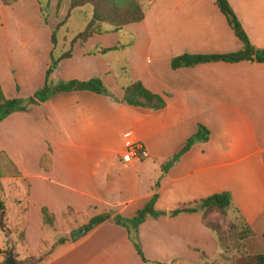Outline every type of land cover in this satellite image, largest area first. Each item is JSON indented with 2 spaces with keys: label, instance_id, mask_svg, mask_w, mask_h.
Wrapping results in <instances>:
<instances>
[{
  "label": "crops",
  "instance_id": "0c3cea01",
  "mask_svg": "<svg viewBox=\"0 0 264 264\" xmlns=\"http://www.w3.org/2000/svg\"><path fill=\"white\" fill-rule=\"evenodd\" d=\"M228 1L251 44L264 48V0ZM140 4L141 20L93 33L83 45L74 42L71 55L58 60L49 76L53 82L99 77L111 95L58 91L0 120V154L12 166L0 180L25 183L23 211L41 230L42 207L54 223L79 213L131 216L156 194L153 207L160 214L137 230L148 264L218 258L217 240L200 213L173 210L227 190L232 196L227 219L239 218L255 232L244 240L250 253L264 252V62L212 60L173 68L171 58L182 52H233L241 41L214 0ZM51 15L41 17L38 0L0 3L4 96L23 100L44 85L55 48L51 31L62 19L52 21ZM28 18L36 32L19 33ZM103 47L115 48L100 52ZM132 80L161 94L165 107L146 111L123 103V86ZM198 124L209 129L208 138L192 143L163 170ZM133 142L144 154L122 160ZM148 221L155 226L144 237ZM71 238L45 244L40 253L51 251L39 264H144L126 229L110 219ZM4 243L0 236V262ZM29 251L23 256L35 255Z\"/></svg>",
  "mask_w": 264,
  "mask_h": 264
},
{
  "label": "trees",
  "instance_id": "16d2710c",
  "mask_svg": "<svg viewBox=\"0 0 264 264\" xmlns=\"http://www.w3.org/2000/svg\"><path fill=\"white\" fill-rule=\"evenodd\" d=\"M15 1L16 0H0V3L10 5ZM61 1L62 0H57L56 6H59ZM139 1L140 0H68L69 3L66 16L69 14L70 10L76 7L89 5L90 15L85 26L81 31L70 38L69 47L67 49L56 58L53 56L51 57V64L46 70L44 85L32 96L23 100L15 97L8 98L4 96L0 87V120L11 111L25 109L27 103H36L39 100H44L58 91L89 89L111 95V91L99 77H91L86 80L70 79L67 81L53 82L49 76L58 60L71 55L74 42L78 41L83 45L93 33H101L108 29L115 31L122 28L125 24L141 20L144 12ZM38 2L40 3L42 18L46 21L48 14L45 13V11L49 6V0H38ZM214 2L226 17L234 34L240 39L241 47L237 51L227 53L202 54L182 52L171 58V67L177 68L212 60L239 61L245 59L264 62V48H255L251 44L229 1L214 0ZM63 22L64 19L58 22L51 31V42L54 46L57 41L56 31ZM113 48L115 47H103L99 51L105 52ZM252 53L254 54V58L251 57ZM121 101L132 107L144 109L146 111H158L165 107L163 96L148 89L140 80H132L123 86ZM208 135L209 129L202 124H198L197 131L187 138L181 150L174 154L162 166V169L166 170L167 167L171 165L182 152L186 151L192 143L195 141H204L208 138ZM155 197L156 194H153L152 197L131 216H123L118 213L112 215L111 211L95 214L90 217L86 223L88 229L107 219H110L116 225L124 227L129 240L132 241L142 261L144 264H148L140 248L137 230L138 225L145 219L146 215L149 214L152 217H156L160 214V211L153 207ZM231 200V193L227 190L214 192L198 200L189 201L185 205L175 208L173 212H199L202 223L209 227L214 233L220 255L224 258L226 264H264V252L251 254L245 248L244 239L248 236L255 235V232L243 220L237 223L227 219V211L231 206ZM41 212L43 224L51 225L54 222L53 214L48 211L46 207H42ZM5 217L6 207L4 200L0 197V229L4 233H9L10 229L5 225ZM262 235L264 237V233ZM62 241H64V238L60 237L55 243ZM50 251L51 249L37 257L33 255L25 256V260L28 261V264H39L47 257ZM200 253L202 257H206L203 252ZM214 261L215 260H211L210 262Z\"/></svg>",
  "mask_w": 264,
  "mask_h": 264
},
{
  "label": "rangeland",
  "instance_id": "374dc122",
  "mask_svg": "<svg viewBox=\"0 0 264 264\" xmlns=\"http://www.w3.org/2000/svg\"><path fill=\"white\" fill-rule=\"evenodd\" d=\"M67 2L68 0H64L63 2H61L59 6L54 7L55 5L54 0H52V6H50V0H49V6L46 8L45 11V13L48 14L47 19L49 15L52 13L50 17L52 21L53 20L55 21L57 16L62 18L60 19V21L64 19L65 22V23L63 22V24L56 31L57 41L53 51V56L54 54L56 55L58 51H61L62 47L64 49H67L69 47L70 38H72L76 33H78L83 29L90 15L89 5H84L70 10L69 14L66 16V12L68 8ZM139 2L144 3L145 0H140ZM35 23L36 22L34 21V19L28 18L27 21L23 22L24 29L23 27H21L20 29H18V32L19 33H30V32L32 33V31L36 32ZM11 170H12V166L10 165V163L2 154H0V177L8 176L9 173H11ZM25 190H26V186L23 181L10 182L9 180H0V197H2L4 203L7 206L5 225L7 228L10 229L9 233L16 241V257L23 261L25 260V256H23V254H25L29 250H30L29 252L35 254L33 256L37 257L40 256L41 254L40 252L44 251L43 247L45 246V244L46 247H48L50 242L53 241L56 242V240H58V238L60 237H63L64 240L72 239L71 238L72 232L76 230L79 226L86 224L90 217V215L88 216L85 213L84 214L79 213V215L76 214L65 215L63 216L62 219H60L55 223L53 222L51 225L44 224L45 226L41 230L36 225L34 217L25 214V211H23L24 206H26V202L23 199ZM146 218L152 219L154 217L148 214L146 215L145 219ZM233 221L237 223L241 222L239 218ZM152 226H155V223H150L148 221L145 224L144 237L150 235L149 228ZM25 234H26V241L24 239ZM6 235L7 234L2 232L0 229V236L5 241L4 247L1 251L2 256L4 255L7 249ZM245 248L250 253L251 250L248 249L247 246H245ZM24 262L28 264V261L25 260ZM206 264H226V263L224 258L219 253L218 258H216L214 262H209Z\"/></svg>",
  "mask_w": 264,
  "mask_h": 264
},
{
  "label": "water",
  "instance_id": "95a60500",
  "mask_svg": "<svg viewBox=\"0 0 264 264\" xmlns=\"http://www.w3.org/2000/svg\"><path fill=\"white\" fill-rule=\"evenodd\" d=\"M170 213V212H169ZM87 226H81L72 232V237H77L78 235L84 233L87 230ZM6 243L7 249L4 253L0 264H26L23 260L16 257V241L10 233H6Z\"/></svg>",
  "mask_w": 264,
  "mask_h": 264
},
{
  "label": "built area",
  "instance_id": "2783aa9c",
  "mask_svg": "<svg viewBox=\"0 0 264 264\" xmlns=\"http://www.w3.org/2000/svg\"><path fill=\"white\" fill-rule=\"evenodd\" d=\"M144 154L142 145L138 142L128 144L124 152L121 154V159L130 161L132 158H139Z\"/></svg>",
  "mask_w": 264,
  "mask_h": 264
}]
</instances>
